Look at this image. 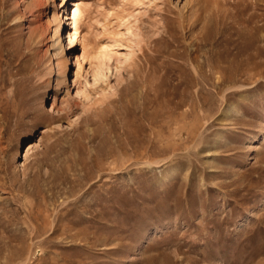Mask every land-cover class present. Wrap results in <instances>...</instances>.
I'll use <instances>...</instances> for the list:
<instances>
[{
    "label": "rangeland",
    "instance_id": "obj_1",
    "mask_svg": "<svg viewBox=\"0 0 264 264\" xmlns=\"http://www.w3.org/2000/svg\"><path fill=\"white\" fill-rule=\"evenodd\" d=\"M0 264H264V0H0Z\"/></svg>",
    "mask_w": 264,
    "mask_h": 264
},
{
    "label": "bare ground",
    "instance_id": "obj_2",
    "mask_svg": "<svg viewBox=\"0 0 264 264\" xmlns=\"http://www.w3.org/2000/svg\"><path fill=\"white\" fill-rule=\"evenodd\" d=\"M79 11H80L79 8L78 9H74L73 12L70 14V18H69L70 25L72 26V28H71L72 32L69 33V35H68V44L67 45L71 49L74 46V44L76 42L77 35H78L77 34V28H76V20H77V16L79 15V13H81ZM60 26H61V23L59 22L58 33H59ZM108 48H109L108 46H105L104 48H102V50L98 53L97 58H93V59H95V60L98 59V61L99 60L100 61H104V60L109 59L111 53L109 52ZM61 49H62V53H63L64 52V47H61ZM99 64L102 65V63H99ZM66 65H67V62H65L64 67H66ZM29 148H26V150H25V154H24V157H23L24 159H27L28 156H29V151H30Z\"/></svg>",
    "mask_w": 264,
    "mask_h": 264
}]
</instances>
